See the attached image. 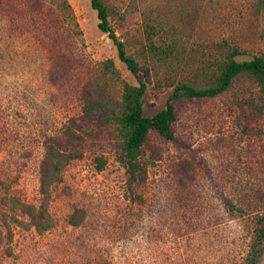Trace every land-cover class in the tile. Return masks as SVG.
<instances>
[{
    "label": "rangeland",
    "instance_id": "1",
    "mask_svg": "<svg viewBox=\"0 0 264 264\" xmlns=\"http://www.w3.org/2000/svg\"><path fill=\"white\" fill-rule=\"evenodd\" d=\"M103 1L138 77L91 0H0V264H245L264 229L259 84L241 76L216 97L175 100V137L150 132L135 179L118 116L127 82H146L152 116L231 50L264 54L263 1ZM69 127L83 155L44 196L47 143L66 144ZM42 203L53 224L40 233L22 206Z\"/></svg>",
    "mask_w": 264,
    "mask_h": 264
},
{
    "label": "trees",
    "instance_id": "2",
    "mask_svg": "<svg viewBox=\"0 0 264 264\" xmlns=\"http://www.w3.org/2000/svg\"><path fill=\"white\" fill-rule=\"evenodd\" d=\"M262 1L264 5V0ZM91 5L97 11L98 28L103 33L108 34V37L112 40L117 49L119 60L134 76L138 77L140 72L139 63L128 53L124 41L117 36L113 29L107 5L103 0H91ZM238 55H240V51L235 48L227 53L225 58L218 60L217 67L210 75L209 80L203 85H195L192 82L185 81L178 82L169 96L166 106L152 116L144 114L143 97L147 90L146 82L138 79L137 84L125 83L122 99L119 103L118 121L121 135V159L131 177L137 178L144 170L139 156L151 131H156L169 139L175 137L173 130V123L177 117L175 100L216 97L225 92L232 82L241 76L255 80L264 92V54L243 60H238ZM67 132L69 136L66 139V144H62L60 138L57 137L51 138L47 143L48 164L42 169L41 182V191L44 196L50 194V187L60 179L63 168L71 160L80 159L83 155L77 148L81 144L83 135L77 133V129L74 127H69ZM22 209L40 233L52 227L53 219L49 214L46 203L39 206L25 204ZM2 240L3 236L0 232V244ZM263 241L264 229L258 232L245 264H258L260 262L264 254Z\"/></svg>",
    "mask_w": 264,
    "mask_h": 264
}]
</instances>
